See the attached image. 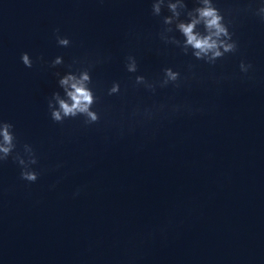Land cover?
I'll use <instances>...</instances> for the list:
<instances>
[{
  "label": "water",
  "instance_id": "95a60500",
  "mask_svg": "<svg viewBox=\"0 0 264 264\" xmlns=\"http://www.w3.org/2000/svg\"><path fill=\"white\" fill-rule=\"evenodd\" d=\"M261 3L212 0L238 44L213 65L178 29L202 0H0V121L17 145L0 161V264H264ZM167 67L180 77L161 87ZM84 71L100 119L54 122L59 79ZM25 144L35 182L13 159Z\"/></svg>",
  "mask_w": 264,
  "mask_h": 264
},
{
  "label": "clouds",
  "instance_id": "9594fccd",
  "mask_svg": "<svg viewBox=\"0 0 264 264\" xmlns=\"http://www.w3.org/2000/svg\"><path fill=\"white\" fill-rule=\"evenodd\" d=\"M171 10L178 16L176 12L177 5H169ZM154 12L159 14L160 4L153 6ZM197 15L193 17L190 23L178 24L179 31L185 37L184 49L187 51L188 47L193 49V55L199 60H207L210 64L223 58L227 53H235L238 50V44L233 40V33L230 32L228 26L223 22V16L218 9L212 5V0H202V6L196 9ZM255 14L264 20V3L259 4ZM171 23L172 19L169 17L165 21ZM203 24L204 32L196 30L197 25ZM56 40L60 46L67 47L70 45V40L61 36L59 28L55 30ZM42 59V57H41ZM22 63L31 68L33 61L30 55L25 52L21 54ZM126 68L130 73H135L138 70L137 60L134 56L129 55L127 58ZM63 63L62 57H56L52 62V67ZM250 63L241 62L240 70L247 73L251 69ZM164 79L161 82V87H165L169 82H175L180 77L179 71H174L171 67L164 68ZM59 76V73H57ZM136 83H146V78L143 75L135 77ZM91 77L88 71L82 72L79 76L69 73L59 79V85L64 91L61 96L60 92H55L52 99L49 101V111L51 119L57 123H63L65 119L76 118L78 116L84 117V123L91 125L96 123L100 117L97 112L93 110L92 106L95 103V97L92 90L89 88ZM148 88L155 90L152 85H147ZM120 91V85L114 84L109 91V94ZM14 125L10 122L0 121V161L7 160L16 149V136L14 134ZM15 161L21 166V179L28 182H35L39 177V173L32 168V165L38 163V157L29 144L23 147V154L17 152L13 157ZM79 194V190L77 192Z\"/></svg>",
  "mask_w": 264,
  "mask_h": 264
}]
</instances>
